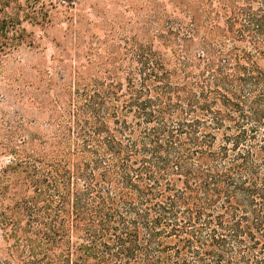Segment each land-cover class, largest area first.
<instances>
[{
  "label": "trees",
  "instance_id": "1",
  "mask_svg": "<svg viewBox=\"0 0 264 264\" xmlns=\"http://www.w3.org/2000/svg\"><path fill=\"white\" fill-rule=\"evenodd\" d=\"M145 4L1 112L0 264H264V0Z\"/></svg>",
  "mask_w": 264,
  "mask_h": 264
},
{
  "label": "rangeland",
  "instance_id": "2",
  "mask_svg": "<svg viewBox=\"0 0 264 264\" xmlns=\"http://www.w3.org/2000/svg\"><path fill=\"white\" fill-rule=\"evenodd\" d=\"M31 1L0 0V114L16 110L12 102L18 94L38 92L34 83L77 64L70 56L74 47L90 44L84 32L104 41L103 32L110 29L125 45L129 34L153 28L146 0H36L34 6ZM9 160L0 154V171Z\"/></svg>",
  "mask_w": 264,
  "mask_h": 264
}]
</instances>
